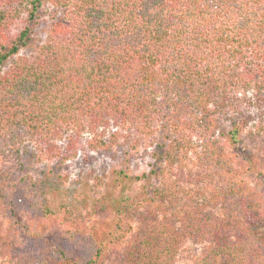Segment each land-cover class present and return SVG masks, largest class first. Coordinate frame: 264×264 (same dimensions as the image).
I'll list each match as a JSON object with an SVG mask.
<instances>
[{"label":"trees","instance_id":"16d2710c","mask_svg":"<svg viewBox=\"0 0 264 264\" xmlns=\"http://www.w3.org/2000/svg\"><path fill=\"white\" fill-rule=\"evenodd\" d=\"M48 3L46 39L22 55L50 8L0 0V155L14 148L23 166L17 145L84 132L96 149L116 125L135 151L156 143L158 180L137 203V224L122 210L99 237L67 204L60 215L47 201L31 204V176L7 190L3 164L0 223L42 239L47 252L0 236V264H97L113 248L118 264H178L190 241L200 246L193 264H264V174L255 168L264 125L246 109L264 114V0ZM26 207L58 223L60 238L32 233Z\"/></svg>","mask_w":264,"mask_h":264},{"label":"rangeland","instance_id":"374dc122","mask_svg":"<svg viewBox=\"0 0 264 264\" xmlns=\"http://www.w3.org/2000/svg\"><path fill=\"white\" fill-rule=\"evenodd\" d=\"M45 5L49 6L50 13H42L40 23L35 27L30 40L21 48L20 54L30 55L38 50V47L45 41L47 31L54 19V8L45 0ZM40 10H42L40 8ZM58 17H62L64 10H60ZM28 12L24 17H28ZM32 22V21H31ZM247 111L251 113L253 125H264V114H261L257 105H247ZM118 133V134H116ZM126 131H121L116 125H111L102 137L105 145H99L96 149L91 147L92 135L88 132L72 138L71 133L64 138L51 139L48 141H25L17 145L20 148L22 158L19 159L13 154L14 148H9L0 155V167L6 164L8 168V178L3 182L7 190L12 191V184L23 176H31L37 183L36 198H31V204L48 202L57 215H60L62 205L67 204L73 213L85 221L89 230L94 235L103 237L108 235L114 226L122 210H125L127 220L137 224L138 202L143 199L157 183L154 168L160 160L154 155L155 147L142 148L135 151L130 147V139ZM129 134V133H128ZM249 143V138H246ZM264 148V141H258ZM5 149V148H4ZM256 155L257 152L254 151ZM256 171L264 174V155L257 156ZM3 166V167H4ZM245 178L250 180L252 172L244 171ZM2 180V179H1ZM263 188L262 183L260 184ZM201 191V190H200ZM21 205H19L20 207ZM27 206V205H26ZM35 208L26 207L22 212L25 222L33 221L30 224L32 233L44 231L42 235L49 237L55 233L57 239L60 238L62 229L59 224H51V220L46 222L38 218V211ZM1 212V211H0ZM3 215V213H2ZM39 225L37 229V225ZM51 224V225H50ZM0 236L6 245L18 240L30 245V249L43 250L46 245L42 239L35 235H29L9 226L8 221L0 223ZM37 229V230H36ZM44 240V239H43ZM92 240L87 243L88 249L92 245ZM200 251V246L193 242H188L178 256V264H193V260ZM120 253L116 248L111 249L105 255L103 261L97 264H118Z\"/></svg>","mask_w":264,"mask_h":264}]
</instances>
